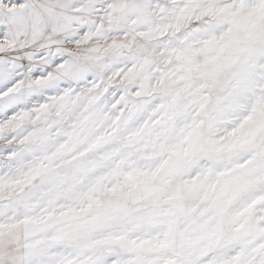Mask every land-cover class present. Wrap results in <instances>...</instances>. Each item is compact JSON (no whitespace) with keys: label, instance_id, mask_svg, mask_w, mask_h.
I'll return each instance as SVG.
<instances>
[{"label":"snow or ice","instance_id":"6c2138e0","mask_svg":"<svg viewBox=\"0 0 264 264\" xmlns=\"http://www.w3.org/2000/svg\"><path fill=\"white\" fill-rule=\"evenodd\" d=\"M0 264H264V0H0Z\"/></svg>","mask_w":264,"mask_h":264}]
</instances>
